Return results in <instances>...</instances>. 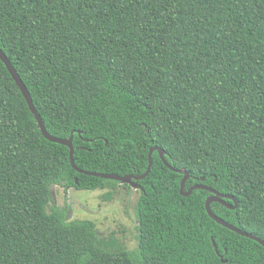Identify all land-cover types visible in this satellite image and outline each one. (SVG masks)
<instances>
[{
    "label": "trees",
    "instance_id": "trees-1",
    "mask_svg": "<svg viewBox=\"0 0 264 264\" xmlns=\"http://www.w3.org/2000/svg\"><path fill=\"white\" fill-rule=\"evenodd\" d=\"M0 48L78 168L140 176L158 146L183 192L232 196L212 212L264 240V0H0ZM151 162L135 249L68 220L53 185L132 186L77 172L0 59V264H264L210 191Z\"/></svg>",
    "mask_w": 264,
    "mask_h": 264
},
{
    "label": "rangeland",
    "instance_id": "rangeland-1",
    "mask_svg": "<svg viewBox=\"0 0 264 264\" xmlns=\"http://www.w3.org/2000/svg\"><path fill=\"white\" fill-rule=\"evenodd\" d=\"M139 195V189L122 184L94 190L53 185L50 204L66 209L68 220H92L99 238L113 236L132 250L138 244L135 204Z\"/></svg>",
    "mask_w": 264,
    "mask_h": 264
},
{
    "label": "water",
    "instance_id": "water-1",
    "mask_svg": "<svg viewBox=\"0 0 264 264\" xmlns=\"http://www.w3.org/2000/svg\"><path fill=\"white\" fill-rule=\"evenodd\" d=\"M0 59L2 60V62L5 64L8 72L10 73L11 77L13 78V80L15 81L16 85L18 86L19 90L21 91L27 105H28V108L30 109L31 113L34 115L36 121H37V124L42 132V134L47 138L49 139L50 141H53V142H58V143H61L63 145H66L68 146L69 148V157H70V162H71V165L72 167L77 171V172H80V173H83V174H87V175H93V176H98V177H101V178H108V179H114V180H118L120 182H125V183H128L130 184L133 188H136V189H140L141 188V185L137 182L138 180H140L141 178H143L150 170V167H151V152L153 150H158L159 152V155L163 161V163L168 167L170 168L171 170H174V171H177V172H180L183 174V177L181 179V184H180V192L184 195H188L192 189L194 188H203L205 190H208L211 192V195H209L205 201V208H206V211L207 213L209 214V216L211 218H213L217 223L227 227L228 229L230 230H233L235 231L236 233L242 235V236H245V237H248V238H251L255 241H257L258 243H260L261 245L264 246V240L261 239L260 237L250 233V232H246L236 226H234L233 224L225 221L224 219H222L221 217L215 215L212 210L210 209V202L211 201H219L223 204H225L226 206L230 207V208H234L236 206V201L235 199L230 196V195H227V194H223V193H220L218 192L217 190H215L214 188L210 187V186H207V185H204V184H195L193 186H191L187 192H183V186H184V182H185V179L187 178L188 176V172L184 169H175L174 167H172L170 164L167 163V161L165 160L164 158V151L162 148L158 147V146H153L149 149L148 151V166H147V169L145 170V172L140 175V176H134V175H131V174H127V175H118L116 173H107V172H95V171H87V170H83L81 168H78L75 163H74V160H73V145H72V135L69 137V138H60V137H56V136H53L51 134H49L46 130V127L44 125V122L41 118V116L39 115V113L37 112V109L35 108L34 104H33V101H32V98H31V95L29 93V91L27 90L25 84L23 83L22 79L20 78L19 74L17 73L16 69L14 68V66L11 64V62L9 61V59L7 58V56L5 55V53L2 51V49L0 48ZM224 197L226 198H231L233 199L234 201V204L233 205H230L228 203L225 202V200L223 199ZM212 243L214 245V248H215V251L218 253V248H217V245L214 241V239L212 238ZM221 260L222 261H226V259H224L222 257V255H219Z\"/></svg>",
    "mask_w": 264,
    "mask_h": 264
}]
</instances>
